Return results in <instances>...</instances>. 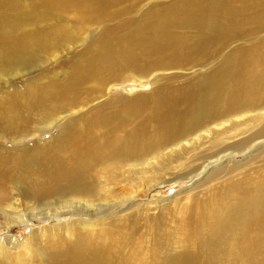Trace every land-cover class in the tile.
<instances>
[{
    "label": "bare ground",
    "instance_id": "bare-ground-1",
    "mask_svg": "<svg viewBox=\"0 0 264 264\" xmlns=\"http://www.w3.org/2000/svg\"><path fill=\"white\" fill-rule=\"evenodd\" d=\"M262 5L264 0H0V232L25 223L10 212L18 203L11 189L37 204L77 190L96 164L143 148L139 134L121 144L97 140L105 125L101 109H112L109 120L129 121L148 96L113 93L114 86L156 74L148 105L159 137L181 133L191 118L194 124L209 118L221 91V66L218 75L207 72L180 88L158 73L203 65L243 33ZM234 57L228 70L236 75L250 54ZM224 97L229 106L253 100L234 85ZM55 129L57 135L42 138ZM5 166L12 174L3 172ZM263 209L264 202L250 211L245 233ZM86 260L71 249L60 264Z\"/></svg>",
    "mask_w": 264,
    "mask_h": 264
},
{
    "label": "rangeland",
    "instance_id": "rangeland-1",
    "mask_svg": "<svg viewBox=\"0 0 264 264\" xmlns=\"http://www.w3.org/2000/svg\"><path fill=\"white\" fill-rule=\"evenodd\" d=\"M249 16L254 21L243 33L203 65L158 73L180 88L207 72L218 75L222 67L209 118L187 120L181 133L155 134L148 101L156 74L114 86L113 93L148 96L129 121L109 120L112 109H101L105 125L97 140L121 144L139 134L143 148L96 164L77 190L37 204L11 189L18 203L10 212L25 223L12 222L0 232V264H60L71 249L81 250L87 264H264V209L258 224L242 230L250 211L264 202V5ZM245 53L250 59L240 73H231L234 56ZM233 85L253 100L229 106L224 96ZM57 134L55 129L42 138ZM6 167L3 172L12 174Z\"/></svg>",
    "mask_w": 264,
    "mask_h": 264
}]
</instances>
